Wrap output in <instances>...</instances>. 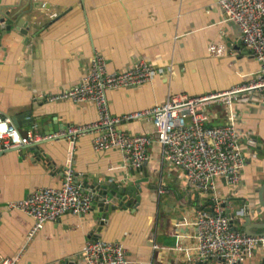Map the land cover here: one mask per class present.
I'll use <instances>...</instances> for the list:
<instances>
[{"label":"crops","instance_id":"obj_1","mask_svg":"<svg viewBox=\"0 0 264 264\" xmlns=\"http://www.w3.org/2000/svg\"><path fill=\"white\" fill-rule=\"evenodd\" d=\"M217 2L0 0V17L7 12L19 14L26 23L25 34L12 27L0 37V114L11 118L30 112L28 117L40 120L36 129L45 126L43 135L50 134L52 128L56 133L94 123L97 112L93 104L46 102L42 96L78 84L95 54L106 60L109 72L124 71L140 60L161 69L142 86L108 91L113 115L152 108L169 94L197 96L245 82L258 71L259 64L243 47L233 23H222ZM36 3L47 8H34ZM53 13L55 17H50ZM213 45L224 47V55H211L209 47ZM207 112L210 126L226 124L222 107ZM234 112L246 165L236 186L219 180L216 193L225 213L230 214L245 205L259 207L257 190L264 184V95L254 91L238 95ZM19 124L20 133L32 126L25 119ZM250 136H255L259 150L244 143ZM70 147L64 138L41 144L48 162L35 161L32 153L21 156L10 150L0 154L1 257L20 250L34 223L28 215L2 206L38 188L59 187ZM72 167L83 180L119 183L136 178L122 152L95 151L87 141L76 143ZM145 167L149 180L158 179L161 193L146 184L135 210L131 205L127 210L108 211L103 226L98 208L83 216L66 214L34 235L18 264H83L85 243L95 237L122 243L129 264H193V223L198 211L209 210L212 196L188 189L183 172L164 163L156 146L149 148ZM262 196L264 202V192ZM258 210L262 212V208ZM263 258L264 246L237 264H260Z\"/></svg>","mask_w":264,"mask_h":264},{"label":"built area","instance_id":"obj_2","mask_svg":"<svg viewBox=\"0 0 264 264\" xmlns=\"http://www.w3.org/2000/svg\"><path fill=\"white\" fill-rule=\"evenodd\" d=\"M217 4L223 16L222 23H233L243 47L259 64L258 71L245 82L225 91L197 96L169 94L152 108L113 115L108 106V91L142 86L151 82L161 69L140 60L124 71L109 72L106 60L95 54L90 59L88 72L78 84L58 94L42 96L46 102L68 100L93 104L97 112L94 123L69 127L50 135L37 133L32 125L20 133L9 116L0 114V152L60 138L68 140L71 146L59 187L38 188L23 199L2 206L5 210L28 215L34 223L20 250L9 257L0 256V264H18L25 246L46 224L58 222L66 214L83 216L91 211L96 193L76 183L72 167L78 141H87L95 151L119 150L132 170L144 167L149 148L156 146L164 163L183 172L188 189L198 195L212 196L209 210L196 213L193 223L195 258L191 262L237 264L264 246V235L247 236L234 229V218L226 215L216 196L217 182L224 180L229 186H236L246 165L234 112L238 95L252 91L264 95V0H218ZM209 53L222 56L225 49L213 45ZM212 107L225 110V125H209L207 109ZM147 186L162 192L158 179H150ZM126 256L120 242L89 239L82 252V261L83 264H129Z\"/></svg>","mask_w":264,"mask_h":264},{"label":"water","instance_id":"obj_3","mask_svg":"<svg viewBox=\"0 0 264 264\" xmlns=\"http://www.w3.org/2000/svg\"><path fill=\"white\" fill-rule=\"evenodd\" d=\"M33 6L34 8H47V6L45 4L43 6L42 3H36L33 4ZM21 17L22 16L19 14L12 15L9 14V12L2 14L0 17V37L4 34L5 31H9L12 27L20 31L22 34H25L24 28L26 26V23ZM248 53L250 54V51H248ZM30 114V112H26L24 114L15 115L10 119L17 130H19L20 128V120L24 119L28 124L37 126V123H39L40 120L28 117ZM39 127L41 126H38L37 133L42 134L43 132L41 131V129L45 131L46 128L45 126H42L41 129ZM54 131L55 128H52L50 134H53ZM44 143L45 142L31 143L27 146L19 148V150L14 151H17L21 156H25L26 154L32 153L34 156L32 159H35V161H46L45 154L39 148V146ZM244 143L247 146L259 150V146L256 144L255 136H250L248 139L244 140ZM1 153L2 152H0V154ZM131 174L132 177L136 178H134L133 180H122L119 183L111 182L108 180H83L81 176L76 178L77 184L81 185L84 188H87L93 193H96V196L94 198V205L92 206L91 210L98 208L99 217H101L100 226H103V224L105 223L108 211H115L119 208H121L122 210H127L128 207L131 205L135 210L139 206L142 199L141 196L144 190L146 189V184H148L149 182V177L145 166L138 170H131ZM263 192L264 184H262V186L257 190L259 207H249L248 205H245L242 208L236 210L235 214H230L226 212V215L234 218L232 224L237 225V227L234 229L239 230L247 236L264 235V202L262 196ZM258 208H262V212L259 211ZM100 230L101 228H98L97 232H99ZM255 230L260 231L259 234L254 233ZM94 239H97V237H95ZM193 264L205 263L201 261H194ZM260 264H264V258Z\"/></svg>","mask_w":264,"mask_h":264}]
</instances>
